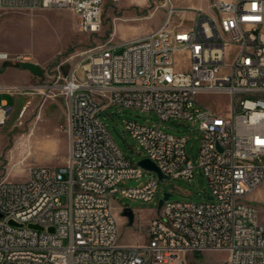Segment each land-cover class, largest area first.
Masks as SVG:
<instances>
[{
  "label": "built area",
  "instance_id": "2783aa9c",
  "mask_svg": "<svg viewBox=\"0 0 264 264\" xmlns=\"http://www.w3.org/2000/svg\"><path fill=\"white\" fill-rule=\"evenodd\" d=\"M107 1L120 0H0V10L66 8L79 31L96 33ZM170 2L167 19L149 34L94 46L68 70L62 61L46 72L48 84L0 86L63 95L70 135L66 164L33 165L24 180H0V264H94V256L101 264H186L189 252L208 249L227 251L228 264H264V220L247 201L264 183V0H214L200 31H192L193 18L185 24L184 13L175 19ZM215 46H222V55H215ZM179 52L189 58L186 68L176 65ZM11 60L20 65L29 59L0 50V72ZM193 70H200L202 85L189 79ZM202 92L230 95L227 111L200 107ZM73 102H80L79 112H72ZM113 105L154 113L158 125L124 119V130L171 178L193 179L195 165L186 153L187 136L161 124L184 118L198 122L201 134L199 166L211 198L166 200L143 244L119 242L114 196L150 201L158 180L119 187L123 179L142 177L145 168L131 165L102 121L100 111ZM11 108L0 105V126Z\"/></svg>",
  "mask_w": 264,
  "mask_h": 264
},
{
  "label": "rangeland",
  "instance_id": "374dc122",
  "mask_svg": "<svg viewBox=\"0 0 264 264\" xmlns=\"http://www.w3.org/2000/svg\"><path fill=\"white\" fill-rule=\"evenodd\" d=\"M167 0H120L107 1L103 10L102 28L96 33L81 32L75 27V16L66 8H11L0 10V50L11 57L26 55L30 61L43 67L41 76L32 74V84L45 85L52 78L56 65L65 61L67 70L78 63L84 53L105 42L120 44L128 39L149 33L167 19ZM189 11L185 24H190L191 4L201 0H178ZM172 3V0L170 2ZM183 12L177 9L178 19ZM121 51L122 48H117ZM176 65L186 68L189 58L186 53L175 54ZM12 61V60H11ZM14 62V61H12ZM18 65V64H17ZM47 72V73H46ZM29 72L19 67L4 66L0 72V83L24 82ZM7 99L12 106L6 122L0 126V180H24L33 165H62L67 163L70 135L67 129V104L63 95L53 96L46 89L38 93L0 89V105ZM197 100L214 104L227 111L232 97L222 92H202ZM111 136L125 156L133 163L146 157V153L130 132L124 130V119L142 124L158 125L152 112L113 105L99 113ZM161 128L175 135H186V153L195 165V175L189 180L172 177L161 181L156 172L144 170L140 178H126L119 187H134L155 177L158 189L150 201L125 196L117 192L114 196V213L118 219L120 243H146L149 241L151 220L157 216L160 199L166 192L172 193L168 200L201 202L211 195V189L202 168L199 166L201 134L198 122L172 117L161 124ZM66 197L62 202H66ZM247 201L256 206L260 221L264 220V183L247 196ZM135 212L132 224L122 214L124 207ZM123 207V208H122ZM186 264H228V252L208 249L187 254Z\"/></svg>",
  "mask_w": 264,
  "mask_h": 264
},
{
  "label": "water",
  "instance_id": "95a60500",
  "mask_svg": "<svg viewBox=\"0 0 264 264\" xmlns=\"http://www.w3.org/2000/svg\"><path fill=\"white\" fill-rule=\"evenodd\" d=\"M20 67H22L23 69H28L29 71H31L36 76H41V74L43 73V67L34 61H30V60L22 61L20 63ZM137 164H139L140 166H142L143 168H145L147 170H151V171L156 172L161 181H164L165 179H171V177L169 175H166L165 173H163L161 171V169L158 167V165L148 157H144V158L138 160ZM171 195H172V193H169V192H166L164 194V197L162 199H160V201H159V204H158L159 209H161L164 202L166 200H168ZM208 198H211V197L208 196ZM122 214L128 218L130 224H132L134 222L135 212H134L133 208H131L129 206L124 207ZM1 215L2 214L0 213V216ZM11 222L14 223L13 220H11ZM32 226L37 227L36 225H32Z\"/></svg>",
  "mask_w": 264,
  "mask_h": 264
},
{
  "label": "bare ground",
  "instance_id": "6f19581e",
  "mask_svg": "<svg viewBox=\"0 0 264 264\" xmlns=\"http://www.w3.org/2000/svg\"><path fill=\"white\" fill-rule=\"evenodd\" d=\"M203 15H207V12L200 10V13H195V17L192 19V31H200L201 20H203ZM149 34V33H147ZM158 46H165V39H158ZM215 55H222V46H215ZM189 79H192V84L202 85L203 77L200 76V70H193L189 72ZM200 107H207V104L198 101ZM80 102L72 103V112H79ZM157 164L156 159H151ZM132 166H140L139 164L131 162ZM181 203H189V201H179ZM94 264H101V256H94Z\"/></svg>",
  "mask_w": 264,
  "mask_h": 264
},
{
  "label": "crops",
  "instance_id": "0c3cea01",
  "mask_svg": "<svg viewBox=\"0 0 264 264\" xmlns=\"http://www.w3.org/2000/svg\"><path fill=\"white\" fill-rule=\"evenodd\" d=\"M214 0H201L200 3H196V4H191L189 5V7H192L194 9H192L194 12H192V18L194 17L195 13L197 10H203L205 12H212V8H211V3L213 2ZM172 5L175 7L176 9V14H175V17H177V9L179 10V12H183L184 15H186L189 11H187V8L178 0H172ZM9 64H11L12 66H16V67H19L21 68L22 70H26L28 71L29 73L25 75V79H24V82H18V83H0V86H28V85H31L33 80H32V72L29 71L28 69H23L22 67H20V65H17L15 62H12V61H8V62H5L3 64H1L2 68L4 66H8ZM1 68V69H2ZM5 102L7 103V105L10 106L9 104V101L7 99H4L2 100L1 104ZM12 107V106H11ZM131 244H140V243H131Z\"/></svg>",
  "mask_w": 264,
  "mask_h": 264
},
{
  "label": "flooded vegetation",
  "instance_id": "af4514ba",
  "mask_svg": "<svg viewBox=\"0 0 264 264\" xmlns=\"http://www.w3.org/2000/svg\"><path fill=\"white\" fill-rule=\"evenodd\" d=\"M124 208L122 209V212H123Z\"/></svg>",
  "mask_w": 264,
  "mask_h": 264
}]
</instances>
